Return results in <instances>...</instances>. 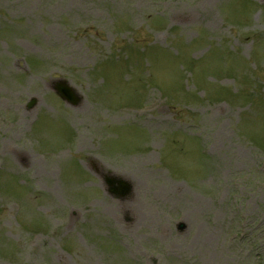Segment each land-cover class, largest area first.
<instances>
[{
  "label": "rangeland",
  "instance_id": "374dc122",
  "mask_svg": "<svg viewBox=\"0 0 264 264\" xmlns=\"http://www.w3.org/2000/svg\"><path fill=\"white\" fill-rule=\"evenodd\" d=\"M256 144L264 0H0V264H264Z\"/></svg>",
  "mask_w": 264,
  "mask_h": 264
},
{
  "label": "water",
  "instance_id": "95a60500",
  "mask_svg": "<svg viewBox=\"0 0 264 264\" xmlns=\"http://www.w3.org/2000/svg\"><path fill=\"white\" fill-rule=\"evenodd\" d=\"M52 89L68 104H76L79 100L77 94L62 80H57L52 83ZM118 183V187L113 190L116 194L124 195L128 192L129 187L121 180H115ZM112 184V182H110Z\"/></svg>",
  "mask_w": 264,
  "mask_h": 264
}]
</instances>
